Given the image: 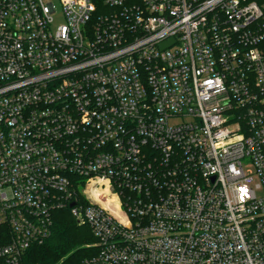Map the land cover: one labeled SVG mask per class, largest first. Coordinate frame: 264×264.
Returning <instances> with one entry per match:
<instances>
[{
    "label": "built area",
    "instance_id": "obj_1",
    "mask_svg": "<svg viewBox=\"0 0 264 264\" xmlns=\"http://www.w3.org/2000/svg\"><path fill=\"white\" fill-rule=\"evenodd\" d=\"M60 3L0 0V264L60 210L80 264H264V0Z\"/></svg>",
    "mask_w": 264,
    "mask_h": 264
},
{
    "label": "trees",
    "instance_id": "obj_2",
    "mask_svg": "<svg viewBox=\"0 0 264 264\" xmlns=\"http://www.w3.org/2000/svg\"><path fill=\"white\" fill-rule=\"evenodd\" d=\"M69 215L67 210L56 212L52 235L41 245L34 247L28 257L29 262L53 264L65 257L71 264H80L81 259L88 255H85L82 245L94 239L86 225H78Z\"/></svg>",
    "mask_w": 264,
    "mask_h": 264
},
{
    "label": "rangeland",
    "instance_id": "obj_3",
    "mask_svg": "<svg viewBox=\"0 0 264 264\" xmlns=\"http://www.w3.org/2000/svg\"><path fill=\"white\" fill-rule=\"evenodd\" d=\"M45 2H49L51 1L55 7V12L52 13V17H53V21H52V24H51V28L52 29H55V27L57 25H59L60 23H62L64 21V15H63V11H62V6H61V3H60V0H44ZM258 195L260 194V191L257 192ZM70 216V215H69ZM88 227V226H87ZM88 230L90 232V234L92 235L91 231H90V228L88 227ZM93 237V236H92ZM94 239V238H93ZM92 241V240H91ZM94 241V240H93ZM92 241V242H93ZM92 242H88V243H85L83 244L82 246L84 247L83 250L85 251V255L89 254L92 252V248L91 247H87V244H91ZM60 261H63V262H66V263H69L71 264L69 261H66L65 257H61L59 258L55 263H58ZM72 261L74 263L75 261V258L73 257L72 258ZM71 261V262H72Z\"/></svg>",
    "mask_w": 264,
    "mask_h": 264
},
{
    "label": "water",
    "instance_id": "obj_4",
    "mask_svg": "<svg viewBox=\"0 0 264 264\" xmlns=\"http://www.w3.org/2000/svg\"><path fill=\"white\" fill-rule=\"evenodd\" d=\"M172 41H167L161 44V47L164 48L166 46H168Z\"/></svg>",
    "mask_w": 264,
    "mask_h": 264
}]
</instances>
